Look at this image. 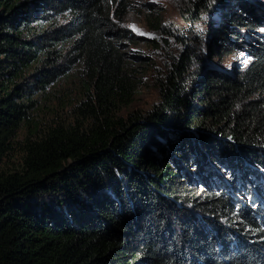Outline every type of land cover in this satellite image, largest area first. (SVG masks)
<instances>
[{
	"label": "trees",
	"instance_id": "trees-1",
	"mask_svg": "<svg viewBox=\"0 0 264 264\" xmlns=\"http://www.w3.org/2000/svg\"><path fill=\"white\" fill-rule=\"evenodd\" d=\"M126 5L0 0V264H264V43L231 79L192 73L201 45L184 43L153 73L158 101L124 117L137 88L121 51ZM54 14L69 20L37 29ZM63 43L82 60L84 99L39 124ZM216 173L255 193L188 189Z\"/></svg>",
	"mask_w": 264,
	"mask_h": 264
},
{
	"label": "rangeland",
	"instance_id": "rangeland-1",
	"mask_svg": "<svg viewBox=\"0 0 264 264\" xmlns=\"http://www.w3.org/2000/svg\"><path fill=\"white\" fill-rule=\"evenodd\" d=\"M127 4L125 15L120 26L130 33L132 39L122 41V52L126 54L128 66L132 69L131 80L137 84L133 101L120 114L149 110L158 101V92L152 82L155 71L165 73L171 59L178 57L183 50L184 43L192 42L201 45L198 58H195L192 73L197 76L210 75L213 78L238 77L251 63L253 49L264 43V0H124ZM116 1L109 3L108 9L112 16L117 8ZM233 18L238 24L232 23ZM50 21L36 24L38 30H53L69 20V15H52ZM251 22L257 27L248 32L245 23ZM228 25L216 33V53L209 52V36L213 30L218 31L222 26ZM223 27V28H224ZM222 29V28H221ZM209 32V33H207ZM242 33L237 39L232 34ZM207 33V34H206ZM204 34H206L204 36ZM221 39V40H220ZM197 45V46H198ZM233 48L236 49L233 51ZM59 59L55 66L63 65L62 76L46 87L42 96L38 98L42 111L39 113V124H50L52 121L67 118L71 108L83 101L86 87L82 60L76 58L70 50L69 43L57 46ZM196 55V53H195ZM219 56V57H216ZM43 59V58H42ZM196 59L201 61L197 64ZM204 63V64H203ZM48 63H37L31 69ZM198 67H202L199 71ZM69 68V69H67ZM68 70V71H67ZM215 75V76H214ZM25 133V131H24ZM23 132L20 133V139ZM224 174H214L204 182L193 181L196 185L188 187L190 191L196 187V195L209 194L210 190L219 194L223 189L225 195L237 200H247L252 190L246 192L238 190L235 186L224 182ZM201 179V181L203 180ZM222 179V180H221ZM257 182L259 192H264V178ZM193 184V183H192ZM234 193L231 194V191ZM204 194V195H203ZM264 202V194H261ZM199 198V197H197ZM196 198V199H197ZM257 198L260 196L257 194Z\"/></svg>",
	"mask_w": 264,
	"mask_h": 264
}]
</instances>
